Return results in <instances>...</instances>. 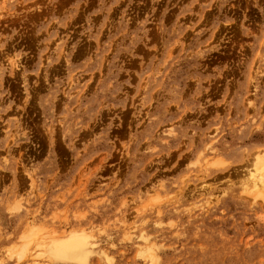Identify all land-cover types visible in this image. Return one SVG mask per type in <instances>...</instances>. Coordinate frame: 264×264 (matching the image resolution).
<instances>
[{
  "label": "rangeland",
  "instance_id": "374dc122",
  "mask_svg": "<svg viewBox=\"0 0 264 264\" xmlns=\"http://www.w3.org/2000/svg\"><path fill=\"white\" fill-rule=\"evenodd\" d=\"M258 152L264 0H0V264H264Z\"/></svg>",
  "mask_w": 264,
  "mask_h": 264
},
{
  "label": "bare ground",
  "instance_id": "6f19581e",
  "mask_svg": "<svg viewBox=\"0 0 264 264\" xmlns=\"http://www.w3.org/2000/svg\"><path fill=\"white\" fill-rule=\"evenodd\" d=\"M252 162V170L249 172L248 176V186H246L247 189L244 190L248 194H252L253 196H260L262 199H264V153H256ZM19 238L21 239L22 243L17 247L16 250L19 254V258H22L28 253L29 242H31V237L29 234H24ZM84 243L85 239L82 236L70 237V239L66 241L62 248L55 250V253L60 254V252L66 253V251H73L76 248L82 247ZM76 260L80 262L84 261L85 255L77 253Z\"/></svg>",
  "mask_w": 264,
  "mask_h": 264
}]
</instances>
